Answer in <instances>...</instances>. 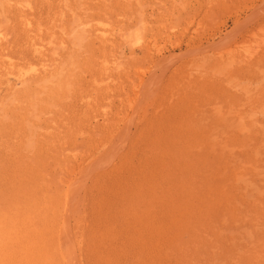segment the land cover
<instances>
[{
    "label": "rangeland",
    "instance_id": "rangeland-1",
    "mask_svg": "<svg viewBox=\"0 0 264 264\" xmlns=\"http://www.w3.org/2000/svg\"><path fill=\"white\" fill-rule=\"evenodd\" d=\"M0 264H264V0H0Z\"/></svg>",
    "mask_w": 264,
    "mask_h": 264
},
{
    "label": "bare ground",
    "instance_id": "bare-ground-1",
    "mask_svg": "<svg viewBox=\"0 0 264 264\" xmlns=\"http://www.w3.org/2000/svg\"><path fill=\"white\" fill-rule=\"evenodd\" d=\"M138 41V40H137ZM137 43H139V42H137Z\"/></svg>",
    "mask_w": 264,
    "mask_h": 264
}]
</instances>
